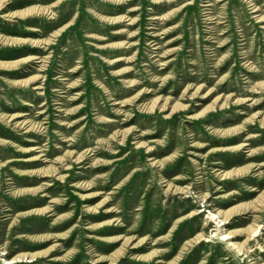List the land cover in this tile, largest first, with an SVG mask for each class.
<instances>
[{
	"label": "rangeland",
	"instance_id": "obj_1",
	"mask_svg": "<svg viewBox=\"0 0 264 264\" xmlns=\"http://www.w3.org/2000/svg\"><path fill=\"white\" fill-rule=\"evenodd\" d=\"M3 259L264 264V0H0Z\"/></svg>",
	"mask_w": 264,
	"mask_h": 264
},
{
	"label": "bare ground",
	"instance_id": "obj_2",
	"mask_svg": "<svg viewBox=\"0 0 264 264\" xmlns=\"http://www.w3.org/2000/svg\"><path fill=\"white\" fill-rule=\"evenodd\" d=\"M37 86V85H36ZM223 174V173H222ZM224 174H226V171H224ZM200 207V206H199ZM197 208L193 210V214L198 213L200 211H203V208ZM205 217L209 218V220H213L216 223L217 227L224 228L225 223L228 221L226 217H223L222 214L219 212V210L212 211L210 209H207ZM262 224H258L253 230H252V236L257 235L259 233V227H261ZM211 236L214 235V232L210 234ZM231 233L229 231L221 232L219 233V238L226 240L230 245L236 246L235 241H232L230 239ZM202 239L204 240H209V237H203ZM19 260V259H17ZM25 260L30 261L32 258H26ZM15 260H10V259H3V262L5 264H11Z\"/></svg>",
	"mask_w": 264,
	"mask_h": 264
}]
</instances>
